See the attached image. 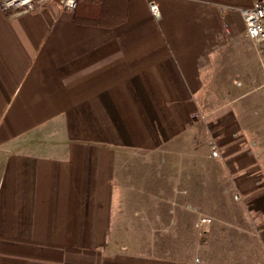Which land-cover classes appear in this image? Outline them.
<instances>
[{
  "label": "crops",
  "instance_id": "obj_1",
  "mask_svg": "<svg viewBox=\"0 0 264 264\" xmlns=\"http://www.w3.org/2000/svg\"><path fill=\"white\" fill-rule=\"evenodd\" d=\"M150 1L0 6V264H241L111 242L192 189L264 253V52L240 39L257 0Z\"/></svg>",
  "mask_w": 264,
  "mask_h": 264
},
{
  "label": "rangeland",
  "instance_id": "obj_2",
  "mask_svg": "<svg viewBox=\"0 0 264 264\" xmlns=\"http://www.w3.org/2000/svg\"><path fill=\"white\" fill-rule=\"evenodd\" d=\"M240 23L241 26H244V21ZM245 37L244 35L240 39L244 40ZM247 49L246 47V54H248ZM256 61V68L262 70L264 61H261L259 57ZM238 74L235 77V87L241 89L245 86L241 84L244 78ZM202 162L204 166L209 165V159H203ZM184 193L186 194H183L184 200L181 205L178 203L171 207L163 204L156 205L154 213L156 215L161 214V219L156 218L158 220L153 223V228L150 226L149 228H139L141 232H137V235H133L132 230L123 229V238L116 241L117 238L112 237L111 242L113 243L112 240H114L117 249H123L124 251L133 252L137 249H144L163 252L167 256L187 258L197 254V256H203L206 260L220 256L224 257L223 260L228 257L234 263L241 264L257 263L260 258L264 257V253L253 233L256 231L254 227L251 228L245 223H239L240 227L229 226L225 223L224 219L227 218V213L225 207L219 204L220 198L222 200L221 194L216 195L212 191L193 189L188 192L184 191ZM238 210L240 208L235 206L233 212L237 214L239 213ZM165 212L168 216H164L166 215ZM200 213L212 218L210 231L204 240L201 239L199 233L197 235L198 230L196 232L195 227L196 218ZM140 216L141 214L135 216L134 219L138 220L134 222L138 223ZM120 230L121 228L117 227V229H114V233H118Z\"/></svg>",
  "mask_w": 264,
  "mask_h": 264
},
{
  "label": "built area",
  "instance_id": "obj_3",
  "mask_svg": "<svg viewBox=\"0 0 264 264\" xmlns=\"http://www.w3.org/2000/svg\"><path fill=\"white\" fill-rule=\"evenodd\" d=\"M45 1L49 0H1L0 6L3 10L29 13L35 9L38 2ZM60 3L65 9L72 10L76 8L78 0H60ZM149 6L152 15L156 18H160L161 10L159 5L154 0H151ZM241 15L245 25V36L253 42L254 46L259 51L264 52V0H257L253 6L242 8ZM193 116H195V114ZM209 145L212 149V155L219 157L220 154L215 141L210 140ZM234 197L237 200H241L243 196L240 193H236ZM211 224V217L203 213L198 215L196 227L202 240L206 238L210 231Z\"/></svg>",
  "mask_w": 264,
  "mask_h": 264
},
{
  "label": "trees",
  "instance_id": "obj_4",
  "mask_svg": "<svg viewBox=\"0 0 264 264\" xmlns=\"http://www.w3.org/2000/svg\"><path fill=\"white\" fill-rule=\"evenodd\" d=\"M78 2H79V0H78Z\"/></svg>",
  "mask_w": 264,
  "mask_h": 264
}]
</instances>
